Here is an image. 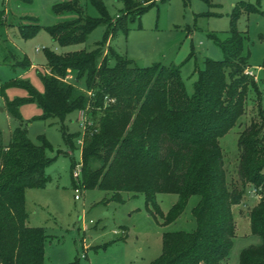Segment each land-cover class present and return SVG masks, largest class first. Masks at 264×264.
Segmentation results:
<instances>
[{
    "label": "trees",
    "instance_id": "trees-1",
    "mask_svg": "<svg viewBox=\"0 0 264 264\" xmlns=\"http://www.w3.org/2000/svg\"><path fill=\"white\" fill-rule=\"evenodd\" d=\"M88 1L99 17L80 14L77 20L47 28L54 42L81 44L102 23L113 27L112 39L118 28L126 31L155 3L116 0L123 3L124 11L113 21L100 0ZM54 10L78 9L73 2ZM237 13L235 7L234 20ZM37 30L31 24L20 26L18 33L27 39ZM108 37L89 52L58 55L45 49L42 94L20 84L28 92V101L41 108L43 120H57L63 126L69 114L86 110L90 125L82 130L80 145L85 190L110 192L116 202H122L123 193L142 194L147 209L151 207L165 224L175 221L189 198L197 196L191 210L195 228L164 233L161 253L151 264H221L235 237L232 208L243 202L248 187L255 188L259 200L248 212V220L250 233L261 242L244 248L238 264H264V110L259 108L260 122L251 121L237 139L239 186L227 180L218 142L244 115L251 92L257 106L261 102L256 83L244 74L249 68L244 36L234 22L225 40L212 36L223 58L204 61L190 96L179 68L136 67L110 46L105 50ZM69 73L74 83L65 81ZM80 83L84 93L78 92ZM18 105L16 99L7 104L13 117ZM62 137L74 150V136L62 129ZM48 149L44 140L30 143L21 129H14L6 144L0 142V264H44L47 237L43 228L25 225L24 191L48 183L45 170L55 160L47 157ZM158 194L177 196L167 215L158 207Z\"/></svg>",
    "mask_w": 264,
    "mask_h": 264
},
{
    "label": "rangeland",
    "instance_id": "rangeland-1",
    "mask_svg": "<svg viewBox=\"0 0 264 264\" xmlns=\"http://www.w3.org/2000/svg\"><path fill=\"white\" fill-rule=\"evenodd\" d=\"M100 1L110 20L115 21L124 11L120 1ZM73 2L79 11L54 10L57 5ZM235 7L238 13L234 20ZM80 14L99 17L88 0H31L29 4L0 0V142L6 144L11 132L21 129L33 145L44 140L49 145L47 157L55 158L45 170L48 183L41 189L24 191L25 223L28 227L43 228L47 237L44 264H151L161 253L164 233L189 232L195 228L191 210L198 197H190L181 215L165 224L151 207L147 209L142 194L123 193L122 202H116L111 200L110 192L85 190L81 172L78 178L73 177L81 164L78 141L83 131L78 111L69 114L63 126L57 120H43L41 108L35 101H28V92L20 84L42 94L41 76L47 72L45 49L58 55L89 52L109 34L105 50L110 46L136 67L160 64L179 68L190 96L196 71L203 69L204 61L223 58L212 36L225 40L234 22L235 29L245 38L248 69L256 80L249 78L256 83L261 98L257 106L256 96L251 92L244 115L218 140L227 180L239 186L237 139L251 121L260 122L259 108L264 110V0H155L139 20L128 24L126 31L118 28L112 39L113 27L108 23L94 28L81 44L60 46L51 39L47 28L77 20ZM31 24L38 26V30L22 39L18 28ZM23 62L29 66L23 67ZM66 82L74 83L73 75ZM76 86L79 93H84L81 83ZM15 99L19 101L17 117L7 109V104ZM62 129L74 136V150L65 144ZM74 188L80 190L79 200H74ZM251 191L252 187H248L243 202L232 208L235 237L221 264H238L244 248L261 242L249 228L248 212L259 200ZM156 201L161 213L167 215L177 196L158 194Z\"/></svg>",
    "mask_w": 264,
    "mask_h": 264
},
{
    "label": "built area",
    "instance_id": "built-area-1",
    "mask_svg": "<svg viewBox=\"0 0 264 264\" xmlns=\"http://www.w3.org/2000/svg\"><path fill=\"white\" fill-rule=\"evenodd\" d=\"M35 51H38L37 49ZM245 75L249 76V77H253L255 78L256 80V77L254 76V74L252 73V71H250L248 68L245 70L244 72ZM71 77L69 74L65 77V81ZM78 121H80L81 123V127H82V130L87 126V125H90V122H88L87 120V117H86V110H79L78 111ZM78 143L81 145V140L78 141ZM81 172V164H78V166L76 167V171H74L73 173V177L76 179L78 178L79 174ZM74 191V200H79L80 199V190L79 188H74L73 189ZM251 194L252 195H255V196H258V190L255 189V188H252V191H251Z\"/></svg>",
    "mask_w": 264,
    "mask_h": 264
},
{
    "label": "crops",
    "instance_id": "crops-1",
    "mask_svg": "<svg viewBox=\"0 0 264 264\" xmlns=\"http://www.w3.org/2000/svg\"><path fill=\"white\" fill-rule=\"evenodd\" d=\"M25 225H26V223H25ZM27 226V225H26ZM28 227V226H27Z\"/></svg>",
    "mask_w": 264,
    "mask_h": 264
}]
</instances>
